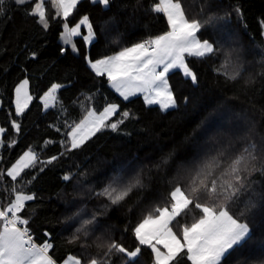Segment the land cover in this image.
Returning <instances> with one entry per match:
<instances>
[{"label": "trees", "instance_id": "16d2710c", "mask_svg": "<svg viewBox=\"0 0 264 264\" xmlns=\"http://www.w3.org/2000/svg\"><path fill=\"white\" fill-rule=\"evenodd\" d=\"M153 2L141 0L142 7H138L136 0H112L108 11L91 0H82L68 18L69 25L88 15L96 27L97 42L85 45L81 38L73 37L78 52L63 44V20L51 19L55 10L50 0L45 3L48 30L36 22V17L25 14L31 4L17 6L7 0L5 14L0 15V126L6 129L1 136L4 146L0 148V168L7 169L30 148L41 160L59 157L51 164L25 170L18 182L5 176L0 181V205L10 202V186L14 183L36 194L21 215L30 218L28 227L36 243L45 239L53 243L50 255L56 262L69 254L82 259L102 255L103 250L96 247L97 238L106 234L134 249L137 241L132 228L153 206H163L176 184L186 185L188 169L194 162L220 151H225L223 159H228L250 139L258 150L264 149V0H182L189 16L212 18L201 38L214 42L219 51L209 59L187 58L198 77L195 85L180 70L169 74L177 99L175 109L161 111L158 105H146L140 94L125 101L106 77H97L90 70L86 54L92 60L99 59L167 30L162 14L145 11ZM82 34H86L83 27ZM62 47L66 49L63 54ZM228 53H232L233 64L239 66L240 75L235 80L229 78L232 67L227 64ZM24 78L33 99L24 114L16 116L14 90ZM54 83L62 87L53 106L45 109L39 98ZM109 103L117 104L119 111H129L132 118L120 125L119 131L106 128L82 149L60 156V142L67 128L79 123L89 108L101 111ZM118 118L119 112L111 119ZM13 120L21 125L19 133L11 126ZM12 139L15 144L9 147ZM169 156L168 164H161ZM158 164L160 167H156ZM121 169L128 178L139 174L145 187L120 205L110 206L107 214L91 226L88 237L69 243L80 220L89 218L107 202L91 191H99ZM64 175L72 178L64 181ZM33 176L36 179L27 184ZM252 179L256 181L252 190L231 207L239 217L249 201L255 205L240 217L253 235L228 264H264V176L256 172ZM195 215L198 212L178 218L179 223L190 224ZM110 259L111 264H124L122 254ZM137 264H154L149 248L142 246Z\"/></svg>", "mask_w": 264, "mask_h": 264}, {"label": "snow or ice", "instance_id": "6c2138e0", "mask_svg": "<svg viewBox=\"0 0 264 264\" xmlns=\"http://www.w3.org/2000/svg\"><path fill=\"white\" fill-rule=\"evenodd\" d=\"M46 2L48 0H12L17 6L31 4L32 7L25 14L36 17V22L44 30H48L50 22ZM81 2L82 0H50L55 10L51 19L62 18L63 44L70 45L74 52H78V48L73 43V37L81 38L85 45L97 42L96 27L88 15H84L73 26L69 25L68 18ZM91 2L103 6L105 10H111L112 0ZM6 4L7 0H0V15L5 14ZM136 4L142 7L141 0H136ZM145 11L162 14L166 19L167 30L99 59L92 60L86 54L85 62L97 77H106L123 100L143 94L146 105H158L161 111H168L177 107L169 74L180 70L185 79L197 84V74L190 67L187 58L209 59L216 56L219 48L208 38H201L212 18L201 20L189 16L182 0H154ZM82 27L86 29V34H82ZM65 51L62 47L61 53ZM261 55L264 56V52ZM31 56L35 57L36 53L32 52ZM231 56L232 53L227 54V64L232 67L229 78L235 80L240 72ZM28 83L25 79L15 88L16 116L23 115L33 99L27 92ZM61 87V84L54 83L39 98L43 100L45 109L53 106L49 101H56ZM187 99L185 97V102ZM118 112L119 118L112 121L111 118ZM130 118L132 114L127 110L119 111V106L115 103L107 104L102 111L89 108L79 123L69 126L65 131L64 139L60 142L63 146L60 156L82 149L87 141L106 128L119 131L120 125ZM11 126L16 133L21 131V125L16 120L11 121ZM251 131L249 129V133ZM5 132L6 129L0 127V134ZM13 144L15 139L8 146ZM3 146L4 141L0 139V147ZM225 156V151H220L215 156H205L194 162L188 169L186 185L176 184L168 193L163 206H153L132 228L137 241L134 249L130 250L106 234L105 237L97 238L96 247L103 250L102 255L82 259L69 254L61 264H111V256L117 253L122 254L124 264H137L142 246L151 250L154 264H228L230 257L242 249L253 235L249 224L240 217L255 205L249 201L239 217L232 212L231 206L252 190V185L256 182L252 179L254 173L259 172L264 176V149L258 150L257 144L250 139L230 158L223 159ZM58 158L51 156L47 160H41L39 153L30 148L10 167L0 168V181L6 176L11 181L18 182L25 170L35 169L37 164H51ZM170 159V156L164 158L161 164H168ZM39 171H44V168H39ZM71 178V175L62 177L64 181ZM35 179L33 176L26 183L30 184ZM144 187L143 178L139 174L128 178L123 169L116 171L107 185L99 191H91L96 198H104L107 202L89 218L80 220V226L73 232L69 243L75 244L82 237H88L91 226L97 224L100 216L107 214L110 206L120 205L134 191ZM10 193V202L6 206L0 205V264H57L50 255L53 243L50 239L36 243L28 227L30 218L21 215L26 203L34 201L36 194L26 192L25 187L18 183L10 186ZM194 212H198V215L193 216L190 224L179 223L178 218ZM127 230L125 227L124 231ZM44 235L50 237L48 232ZM80 246L85 247L83 244Z\"/></svg>", "mask_w": 264, "mask_h": 264}, {"label": "rangeland", "instance_id": "374dc122", "mask_svg": "<svg viewBox=\"0 0 264 264\" xmlns=\"http://www.w3.org/2000/svg\"><path fill=\"white\" fill-rule=\"evenodd\" d=\"M25 79H26V78L22 79V80L16 85V87H17V86H18L23 80H25ZM16 87H15V88H16ZM47 91H48V90H47ZM27 92H28V94L30 95V93H29V89H28V85H27ZM42 102H43V100H42ZM49 102H50V101H49ZM13 103H14V109H15V90H14V102H13ZM43 104H44V102H43ZM0 127H1V126H0ZM1 136H2V134H0V139H1ZM0 148H1V147H0ZM28 150H29V149H28ZM28 150H26V151H28ZM24 152H25V151H24ZM24 152H23V153H24ZM23 153H22V154H23ZM22 154H21V155H22ZM18 158H19V157H18ZM18 158H17V159H18ZM13 163H14V162H13Z\"/></svg>", "mask_w": 264, "mask_h": 264}, {"label": "crops", "instance_id": "0c3cea01", "mask_svg": "<svg viewBox=\"0 0 264 264\" xmlns=\"http://www.w3.org/2000/svg\"><path fill=\"white\" fill-rule=\"evenodd\" d=\"M114 90H115V89H114ZM46 92H47V91H46ZM118 94H119V93H118ZM43 95H44V94H43ZM137 95H138V94H137ZM140 95H142V96H143V94H140ZM49 103H50V104H53L54 102H53V101H50ZM105 107H106V106H105ZM102 110H103V109H102ZM102 110H101V111H102ZM65 259H66V258H65ZM57 264H61V262H60V263H59V262H57Z\"/></svg>", "mask_w": 264, "mask_h": 264}]
</instances>
